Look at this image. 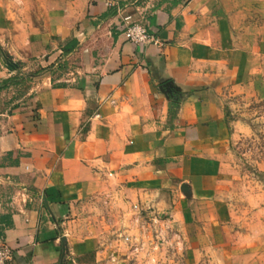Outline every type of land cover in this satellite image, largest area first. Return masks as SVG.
I'll use <instances>...</instances> for the list:
<instances>
[{"label":"crops","instance_id":"crops-1","mask_svg":"<svg viewBox=\"0 0 264 264\" xmlns=\"http://www.w3.org/2000/svg\"><path fill=\"white\" fill-rule=\"evenodd\" d=\"M0 48L13 264H61L63 236L65 264H132L123 237L163 212L179 248L165 264H264V190L240 187L248 127L224 104L264 71V0H0Z\"/></svg>","mask_w":264,"mask_h":264},{"label":"rangeland","instance_id":"rangeland-1","mask_svg":"<svg viewBox=\"0 0 264 264\" xmlns=\"http://www.w3.org/2000/svg\"><path fill=\"white\" fill-rule=\"evenodd\" d=\"M256 82L254 89L249 91H232L231 94L228 92L224 104L226 115L230 121L248 127L247 132L241 131V137L233 146L240 187L248 186L251 183L253 186L264 190V71L259 74ZM158 217L162 220L158 230L163 228L159 237H157L153 227H145L144 232L143 225H139L138 222L140 228L138 234H145L146 239L144 240L147 241L146 248L141 250L147 252L146 257L143 255L139 264H155L153 261L155 257L156 264H165L169 259H174L178 253L179 248L176 247L178 239L176 240L175 237L176 228L169 227V229L165 224L171 216L163 212ZM134 218L137 219V215ZM144 220H148L144 223H152L151 217L144 218ZM154 244L157 248H154ZM134 261L132 260V263Z\"/></svg>","mask_w":264,"mask_h":264},{"label":"built area","instance_id":"built-area-1","mask_svg":"<svg viewBox=\"0 0 264 264\" xmlns=\"http://www.w3.org/2000/svg\"><path fill=\"white\" fill-rule=\"evenodd\" d=\"M124 20H125L124 34L129 41L136 43L143 48L146 44H148L152 40V36L149 33L148 28L144 24H142L139 21L133 20L131 16H125ZM160 222H162V220H160L159 217H157V218L154 217V218H152V223H151L150 227L147 226V224L144 222L139 223V224L143 225L144 232L146 230L145 227H147V228L153 227L157 233V237H159L160 236L159 233H162L161 230L163 229V228H159V230H158V226H159ZM165 224L168 226V228L169 227L171 228V226L169 225L170 221H166ZM157 230H158V232H157ZM175 237L177 240V235H175ZM123 238L125 240L130 241V247H129L130 249L129 250L133 254L131 257V260H133V261L136 260L132 264H139L141 257L143 255L146 257V254H147V252L141 251L143 248H146V246H147V241L144 240V239H146L145 234L141 235L140 238L137 236H134L131 239L129 237H126V236H124ZM176 243H177V241H176ZM155 247H156V244H154V248ZM12 260H13V249H12V247L10 246L9 242L7 241V239L4 236H0V264H13ZM153 261L155 262V264L157 263L156 257L154 258ZM146 263H147V261H146ZM149 264H151V263H149Z\"/></svg>","mask_w":264,"mask_h":264},{"label":"water","instance_id":"water-1","mask_svg":"<svg viewBox=\"0 0 264 264\" xmlns=\"http://www.w3.org/2000/svg\"><path fill=\"white\" fill-rule=\"evenodd\" d=\"M0 53L3 54L1 48H0ZM4 56H5V58H6L7 61H10V58H8L5 54H4ZM61 241L63 242V254H62L61 264H65L64 259H65V257H66V252H67V247H66V237L63 236V237L61 238Z\"/></svg>","mask_w":264,"mask_h":264},{"label":"trees","instance_id":"trees-1","mask_svg":"<svg viewBox=\"0 0 264 264\" xmlns=\"http://www.w3.org/2000/svg\"><path fill=\"white\" fill-rule=\"evenodd\" d=\"M73 46H74V44H73L71 47H73ZM66 51H67V48H66ZM8 65H9L11 68H15V67H16V64L13 63V62H11V61L8 62ZM7 82H8V81L3 82V84L0 85V88H1V87H4V86L7 84Z\"/></svg>","mask_w":264,"mask_h":264}]
</instances>
